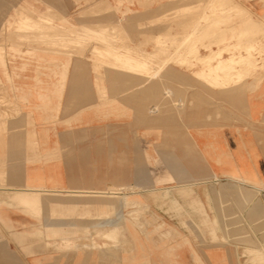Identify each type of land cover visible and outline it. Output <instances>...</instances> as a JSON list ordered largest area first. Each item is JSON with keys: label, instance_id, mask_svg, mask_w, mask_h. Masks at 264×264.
Here are the masks:
<instances>
[{"label": "rangeland", "instance_id": "obj_1", "mask_svg": "<svg viewBox=\"0 0 264 264\" xmlns=\"http://www.w3.org/2000/svg\"><path fill=\"white\" fill-rule=\"evenodd\" d=\"M124 1L126 2V6L118 9V7H113L117 0H0V56L4 53L2 59H0V127L3 128L5 137L9 133L14 132L17 136L19 135L20 138H23L25 143L33 141L34 136L30 135L29 132L33 131V127L38 122V119H33L32 116H34L33 113L36 108L45 105L50 108L47 110V114L52 116L51 120H47L49 122L48 126L53 130L55 128L61 131L66 137L71 135V133L78 134L81 139H78L79 137L77 136L75 140L76 144L83 142L94 146L96 144H100L101 147L103 146L98 153V158L94 156L96 151L92 150L93 147H91V151L88 148L83 152L85 155L91 154L93 156L92 160H90L93 169L98 167L100 171L105 170L107 172L108 169L112 170L114 168L116 174L114 184L106 182L103 189H74L106 193L110 187H113L118 190L116 192L118 195L115 198L99 199L93 196H71L65 194L39 196V198H44L42 200L44 201L45 210L41 205L31 208V210L36 212L40 219L43 218L41 212L46 211L47 215L45 214V217L47 220H51L53 224L59 223L64 225L63 228L51 230V238L56 241L47 250H51L53 253L65 252V249L79 251L81 247L91 248L96 246L97 241L105 243L107 240H111L118 243L120 239H123V233L126 229L137 228L145 231L150 223L155 220H151V216L147 214L149 212L155 213L152 208L157 203L164 202H167L164 206L171 208L170 210H164L165 213L167 212V216H164L166 223L163 227L164 238L165 242L171 243L175 238L176 231L173 230L172 225L168 224L177 218L185 222L188 220L186 216L189 215H185L183 211L178 210V204L169 203L168 201L172 202L170 197H172L174 192L178 191L199 190L202 192L205 190L203 187H184L183 185L187 180V175L183 174V169L185 168H178L172 165L173 158L182 160L199 155V151L189 141L190 138L187 134L186 125L183 126L182 116L185 110L188 109L187 86L181 82L177 87L170 86L171 80L199 76L201 73L191 74V71L199 67L193 58L195 53L200 52L204 54L205 51L203 49L207 45H214L212 47L215 48L217 45L225 44L226 47L229 46L227 54L244 53L245 49L253 46L256 50L254 51V55L256 54L258 59H264V22L255 16L253 9V4H257L258 1L264 4V0H229L231 1L230 3L228 0H121L120 2L124 3ZM225 1H227V4L224 3ZM238 4L241 8L238 10L239 13L237 11L239 8ZM229 8L231 9L230 11L227 10ZM233 8H237L234 13ZM242 9L245 10L244 14L241 12L243 11ZM44 14L53 17L54 25L69 21L72 25H76V27H79V24L87 23L89 27L92 25L90 28H96L93 25H98V22L101 21H108L109 15H112L111 19H118V23L112 30L113 32L104 31L103 33L95 34L96 40L91 32H87L86 37H84L85 41L82 40V43H75L77 46L73 44L71 45L73 48L69 49L70 46H64L66 39L63 38L65 35H69L67 31H59L58 29L50 30L51 32H46L45 29H39L36 32L21 31V20L27 19L32 23L29 24L33 25L39 21L40 17H44ZM125 14L129 15L133 20L140 21L133 22L131 30L129 29L127 33L122 28L125 25L123 22ZM96 30L98 29L96 28ZM161 35L166 36L160 37ZM213 35L215 38H213ZM188 36H190L191 40L190 44H188L190 46L187 47L188 45H186V47L179 48V44L183 46L181 40ZM209 36L211 40L219 42L217 44H209L211 43ZM91 37L93 39H90ZM100 37L106 38L103 40ZM170 37L171 39H169ZM37 39L40 42L39 44ZM43 40H45V43ZM99 40L102 41L100 42ZM83 41L86 43L83 44ZM109 41L119 50H125L124 48L129 47L133 48V50L145 49L151 53V56L145 57V59L147 58L145 63H149L152 66L153 72L151 70L152 75L148 79L144 78V80H147L150 85L156 83V80H160L163 76L161 80L165 79L163 80L165 104H163L162 111L165 116L167 114H175L177 118L179 117L178 120L175 119L174 123L169 120L164 129L158 132V136H156V130L149 129L148 132L143 131L141 133L139 128H135L134 133L125 136L122 131L125 123L138 121V118L130 117L132 113L128 111L129 109H126L129 107V104L125 105L123 101L125 98H128L131 99V102H139L138 94L141 88L139 86H129V83L128 86L117 87L116 89L119 94L116 92L114 112L117 139L116 150L114 152V166L113 161L109 160V158H112L113 152L107 149L108 134L102 128L103 125L107 124V119H101L102 124L100 129L92 128L90 123L81 118L60 119L58 118L60 105L54 102L55 99L52 98L51 102L48 103L28 102V93L25 91L28 89L25 85L30 84L34 80L64 81L63 77L65 75V79L71 80L81 78L116 79L122 81L121 84L123 85L125 81H132L136 77L127 75H122V77L120 70L104 75V66L92 65L91 57L94 56L92 55L94 47L102 49V42L110 43ZM58 43H61L63 46H58ZM240 46L243 47L239 48ZM60 48H62V51L66 50L68 54L61 55L58 52L56 53V50L61 51ZM154 48H158L155 54ZM256 48L259 50L262 48L263 50L257 53L258 50ZM196 49L197 51H195ZM77 51L80 52L78 53ZM137 54L134 56L139 57L140 55L138 54L137 56ZM107 57L108 54H103L101 58L107 59ZM176 57L178 59L184 58L185 60L180 61ZM186 61L194 63L193 66H181ZM259 63L263 64H257L253 68H248V71L239 73L237 75L238 78L237 76H229L234 81L232 82L231 79V83L239 85V81L242 79L252 77L255 73L263 71L264 61L262 60L261 62L260 60ZM161 66L164 67L162 68ZM153 67L162 70L158 72ZM154 72L159 73V75L156 76L157 74L155 75ZM96 73L100 74L97 78L95 76ZM225 77L221 78L223 81L221 79L218 80L217 84L219 86H217L219 89L229 88L228 86L226 88L222 87L226 85L223 84ZM215 82L216 80L213 79V83ZM181 87L184 89V92ZM195 89H202V87L197 86ZM120 91L122 92L120 93ZM173 94L177 96L174 102H170ZM150 99H155V96L149 95ZM177 100L181 101L180 107L177 106ZM76 103L80 107L87 106L86 112L91 110V103L82 104V102H73V104ZM191 106L193 108V104ZM102 109H105L106 113L107 101L103 103ZM82 113L79 112L78 115ZM61 114L66 115L67 113L62 112ZM125 116L129 117L126 118ZM177 123L179 126H177ZM177 129L178 132L176 131V134L172 135V132H175ZM125 139L128 141L127 145L133 147L134 150H124V142L122 140ZM68 145V147L71 146V144ZM172 147L178 149L190 148L189 151L191 152L185 150L173 151ZM68 152L74 153L73 150H69ZM80 152L78 150L75 151L77 154ZM178 170H181L180 174ZM125 171H133L131 173L133 176L126 182L125 180L128 179L129 174ZM218 184L211 185V189L216 191L213 193L215 197L211 198L209 203L205 202L206 213L211 219V230L199 229L197 224L196 227L198 229H187L188 231L186 230V232L180 231L178 235L179 239L185 240L191 248L195 244L197 253L203 252L206 248L207 254L210 253L212 264H264V231H242L239 228L241 227V224H239V198L221 197V190ZM198 185L200 184H193L192 186ZM60 190L70 191V189ZM223 190L226 191L227 189ZM231 190L229 189L228 192ZM177 202L179 203L178 200ZM120 218L124 219L118 221ZM189 218L190 220L192 219L191 217ZM108 221L118 222V229L114 228L115 223L108 224ZM93 227H98L99 229L94 228L93 230ZM113 228L114 230H112ZM185 235L187 236L185 237ZM23 237V241H20L22 244L28 241V236L24 235ZM10 238V232L0 231V256L7 255V261L19 260L21 262L19 264H25L23 260L26 259L27 246H21L20 248L9 247L8 245L11 243ZM55 243L60 245V247L56 246ZM195 258H197V254ZM2 260L5 261V259ZM195 264H203V260H197Z\"/></svg>", "mask_w": 264, "mask_h": 264}, {"label": "crops", "instance_id": "obj_2", "mask_svg": "<svg viewBox=\"0 0 264 264\" xmlns=\"http://www.w3.org/2000/svg\"><path fill=\"white\" fill-rule=\"evenodd\" d=\"M120 1L117 0L113 7L119 9L126 6L125 1L124 3ZM253 9L255 16L264 22V4L258 1L257 4H253ZM124 16L125 25L122 27L127 33L129 29L131 30L133 22L140 21L133 20L126 14ZM111 18L112 15H109L108 21H101L98 24L115 27L118 19ZM255 79L261 81L256 83ZM172 80L170 86L180 85L181 82L190 89H187L188 109L182 116L183 126L186 125L189 141L199 151V155L182 160L173 158L172 165L185 168L183 174L187 175V180L184 187H203L205 190L178 191L170 197L175 202L169 201V203L178 204V209L189 215L186 216L188 220L185 222L177 218L178 220L173 219L174 221L171 220L172 222L168 224L176 231L171 243L165 242L163 236V227L166 225L164 216H167L164 210L171 209L164 206V202L157 203L152 208L155 213L147 214L155 220L145 231L137 228L126 229L123 239L118 243L111 240L105 243L97 241L96 246L81 247L79 251L65 249V252L53 253L47 250L56 241L51 238V230L63 228L64 225L53 224L51 220H47L46 211L41 212L43 218L40 219L33 210L14 204L12 197L15 191L26 186L49 190L77 188L99 190L105 188L106 182L114 184L116 180L114 168L108 169L107 172L100 171L98 167L93 169L90 164L93 156L85 155L83 151L88 148L91 151L93 147L92 150L96 151L94 156L98 158L103 146L83 142L76 144L78 134L71 133L66 137L61 131L55 128L53 130L47 125L49 123L47 120H51L52 116L47 114L50 108L45 105L34 108L32 118L38 119V122L35 123L33 131L29 132L34 136L33 141L25 143L23 138L14 132L5 137L4 130L0 127V231L10 232L9 247L27 246L26 259L23 260L25 264H195L197 260H203V264H212L210 253L207 254L206 248L203 252L197 253L195 244L191 248L185 240H180L178 235L180 231L194 230L197 224L199 229L211 230V219L206 213L205 202L209 203L210 199L215 197L213 193L216 191L211 189V185L216 183H219L221 197L239 198V224H241L239 228L242 231H264V70L255 73L252 77L242 79L239 85L236 84L228 89L212 88L191 77ZM116 81L83 78L64 79V81L34 80L25 85L28 87L25 91L28 93V102L48 103L53 98L54 102L61 103L58 116L60 119L81 118L90 123L94 129H100L101 119H107V124L102 128L108 134L107 149L113 152L109 160L113 161L114 166L117 143L114 121L117 87L128 86L129 82V86L141 88L138 94L139 102H131L128 98L123 101L125 105L129 104L128 109L132 113L130 117L138 118V121L125 123L122 130L125 136L134 133L135 128H139L141 133L148 132L149 129L156 130L158 136V132L164 129L169 120L174 123L175 119H179L175 114L165 116L161 111L164 101L163 80L162 82L156 80V83L150 85L147 80L142 79L125 81L124 85L121 81L118 80L117 83ZM197 86L202 89H195ZM149 95L152 97L156 95L155 99L149 100ZM175 96L177 95L171 96L170 102H174ZM106 101L105 113L102 105ZM73 102L91 103V110L86 112L87 106L80 107L78 103L73 104ZM180 102L178 100V107L181 106ZM80 111L83 113L78 115ZM62 112L67 114L63 115ZM176 131L178 132V129L172 132V135H175ZM122 142H124V150H134L127 145V139ZM68 144H71V148ZM189 149L172 147L173 151L191 152ZM69 150H73L74 153H69ZM76 150L81 152L77 154ZM125 172L129 174L126 182L133 176L131 175L133 171ZM178 172L180 174L181 170ZM193 184L200 185L192 186ZM229 189L232 190L228 192ZM42 196L47 195L40 197ZM42 199L44 198H40V205L45 210ZM189 217L192 219L190 220ZM110 223L115 221H108V224ZM94 228L99 229L93 227V230ZM24 235L28 236V241L22 244L20 241H23ZM196 254L197 258H195ZM7 258V255L0 256V264L21 263L19 260L9 262Z\"/></svg>", "mask_w": 264, "mask_h": 264}, {"label": "bare ground", "instance_id": "obj_3", "mask_svg": "<svg viewBox=\"0 0 264 264\" xmlns=\"http://www.w3.org/2000/svg\"><path fill=\"white\" fill-rule=\"evenodd\" d=\"M146 1V0H145ZM229 1V0H228ZM227 1H225L224 3H226ZM231 1H229V3H230ZM205 3V2H204ZM234 3V2H233ZM208 4V3H207ZM227 4V3H226ZM236 4V3H235ZM219 5V4H218ZM222 5H223V3H222ZM239 5V4H238ZM213 6V5H212ZM235 6V5H234ZM236 6H237V4H236ZM227 7H228V5H227ZM206 8V7H205ZM231 8V7H230ZM227 9L228 11H230L231 9ZM235 8V7H234ZM233 8V9H234ZM238 8V7H237ZM236 8V9H237ZM161 9V8H160ZM203 9V8H202ZM236 9H234L233 10V13L234 12H236ZM239 9H241L240 8V5H239V8L237 9V11L239 10ZM204 10V9H203ZM202 10V11H203ZM243 11H241V12H243V14H244V9H242ZM145 11V10H144ZM224 11V10H223ZM139 12V11H138ZM27 13V12H26ZM238 13H239V11H238ZM241 14V13H240ZM239 14V15H240ZM247 14V13H246ZM245 14V15H246ZM45 15H47V16H45ZM238 15V16H239ZM195 16V15H194ZM205 16V15H204ZM241 16H243L242 14H241ZM185 17V16H184ZM216 17V16H215ZM240 17V16H239ZM191 18V17H190ZM195 18V17H194ZM200 18H201V16H200ZM241 18H243V17H241ZM190 20V19H189ZM192 20V19H191ZM54 21H55V19H54ZM201 21V20H200ZM30 22L27 20V19H23V20H21L20 21V24H22V26H21V31L22 32H25V31H37V30H39V29H45L46 30V32L47 31H50V30H53V29H58L59 31L61 30V31H64V32H66L67 31V33L69 34L68 36L67 35H65V37H63V38H65L66 40V43H64L65 45V47H71V45H73V44H75V43H82V40H84L85 41V39H84V37H86V34H87V32H91L92 34V36L95 38L96 37V35L95 34H97V33H100V32H104V31H108L109 33L110 32H113L112 30L114 29V27H110V26H108L107 24H101V25H93V26H96V28L98 29V30H96V28L94 27H92V28H90L88 25L89 24H87V23H82V24H79V27H76V25H72L69 21H65V22H63V23H60L59 25H54L53 24V17H51V16H49L48 14H44V17H40V19H39V21L37 22V23H34L33 25H30V24H32V23H30ZM183 23H184V21H183ZM185 24V23H184ZM183 24V25H184ZM104 25H106V26H104ZM99 27V28H98ZM108 27H109V29H108ZM186 27V26H185ZM204 27V26H203ZM101 28V29H100ZM119 28V27H118ZM123 28V27H122ZM110 30V31H109ZM221 31V30H220ZM13 32V31H12ZM45 32V31H44ZM51 32V31H50ZM120 32V31H119ZM167 32V31H166ZM219 32V31H218ZM223 32H224V30H223ZM254 32V31H253ZM252 32V33H253ZM38 33V32H37ZM61 33V32H60ZM206 33V32H205ZM213 33V32H212ZM225 33V32H224ZM43 34V33H42ZM59 34V33H58ZM124 34V33H123ZM243 34V33H242ZM247 34V33H246ZM1 35V34H0ZM21 35H23V34H21ZM61 35V34H60ZM218 35H219V33H218ZM221 35V34H220ZM263 35H264V33H263ZM27 36V35H26ZM39 36V35H38ZM44 36V35H43ZM62 36V35H61ZM166 36V35H165ZM165 36H163V35H161L160 37H165ZM168 36V35H167ZM258 36V35H257ZM261 36H262V34H261ZM9 37V36H8ZM28 37H29V35H28ZM46 37V36H45ZM93 37H91L90 39H93ZM98 37H99V35H98ZM112 37H114V36H112ZM210 37V36H209ZM208 37V38H209ZM211 37H212V35H211ZM211 37L209 38L210 39V41H211V43H209V44H217L218 42H215V41H213V39L211 40ZM6 38V37H5ZM38 38V37H37ZM41 38V37H40ZM57 38H58V36H57ZM63 38H60V39H63ZM101 38H103V37H100V39ZM106 38V37H105ZM105 38H103V40L105 39ZM143 38V37H142ZM153 38V37H152ZM213 38H215L214 37V35H213ZM55 39V38H54ZM97 38H95V40H96ZM159 39V38H158ZM164 39V38H163ZM167 39V38H166ZM165 39V40H166ZM169 39H171V37L169 38ZM216 39H217V36H216ZM249 39V38H248ZM3 40V39H2ZM59 40V39H58ZM58 40H57V42H58ZM64 40V39H63ZM144 40V39H143ZM142 40V41H143ZM155 40V39H154ZM181 40V39H180ZM251 40V39H250ZM32 41H34V40H32ZM39 40L37 39V42H38ZM45 40H43V42H44ZM84 41H83V44H85L84 43ZM100 42L102 41V40H99ZM128 41H129V39H128ZM160 41V40H159ZM190 36H188V37H185V38H183L182 40H181V42H182V45L183 46H180V44H179V48L180 47H186V45H188V44H190ZM16 42V41H15ZM31 42V41H30ZM88 42H90V41H88ZM88 42H87V45H88ZM110 43H108V42H102V49L100 48V47H94V51H92V55H94V56H92L91 57V59H92V65L93 66H104V75H108V74H110V73H112V72H116V71H121V76L122 75H127V76H130V77H136L137 79H139V77H141V79H142V77H143V80H144V78L145 79H148V77H150L152 74H151V70H152V66L149 64V63H145V60L147 59H145V57H148V56H151V53H149V51H146L145 49H138V50H133V48L131 49V48H129V47H126V48H124L125 50H119L117 47H114L112 44H111V41H109ZM144 42V41H143ZM143 42H141V43H143ZM207 42V41H206ZM252 42H253V40H252ZM255 42V41H254ZM29 43V42H28ZM40 42H38V44H39ZM41 43H42V41H41ZM45 43V42H44ZM129 43H130V41H129ZM170 43V42H169ZM174 43V42H173ZM239 43V42H238ZM20 44V43H19ZM34 44V43H33ZM46 44H48V43H46ZM59 45L58 46H63V45H61V43H58ZM133 44V43H132ZM135 44V43H134ZM162 44V43H161ZM164 44V43H163ZM76 45V44H75ZM82 45V44H81ZM80 45V46H81ZM241 45V44H240ZM243 45V44H242ZM249 45V44H248ZM247 45V46H248ZM49 46V45H48ZM77 46V45H76ZM80 46H78V47H80ZM83 46V45H82ZM86 46V45H85ZM190 45H188L187 47H189ZM212 46H214V45H212ZM211 45H207V46H205L204 47V51H205V53L204 54H201L200 52H198L197 54L195 53V56H194V62L196 63V64H198L199 65V67H198V69H194L193 71H191V74L192 73H201V74H199V76H195V79H197L198 81H200L201 83H203V84H206V85H208V86H211L212 88H218V80L219 79H221L223 76H226L225 78H224V82H223V84H226V85H224V86H222V87H225L226 88V86H228L229 88L231 87V86H235L236 84H232L231 83V79L232 78H230V77H232V76H237L239 73H242V72H244V71H246L248 68H253L255 65H261V64H263V63H259L260 62V60H261V62H262V60L264 61V59L262 58V59H258L257 57H256V54L254 55V51H256L255 49H254V47L253 46H250V47H248L247 49H245L244 50V53H240V52H238V53H230V54H227L226 52H227V49H228V47L229 46H225V44L224 45H217V47H215V48H213ZM69 47V49H72L73 47H71L70 48ZM77 47V48H78ZM84 47V46H83ZM195 47V46H194ZM202 47V46H201ZM243 47V46H242ZM241 46L239 47V48H242ZM63 48V47H62ZM62 48H60L61 49V51L59 52V50L57 51L56 50V53L58 52L59 54H64L65 55V53H66V50H64V51H62ZM82 48V47H81ZM176 48V47H175ZM234 48V47H233ZM238 48V49H239ZM259 48V47H258ZM258 48H256L258 51H257V53L259 52V51H261L262 52V50L264 49H262L261 48V50H259ZM43 49V48H42ZM86 49V48H85ZM157 49L158 48H154L153 50H154V54L155 53H157ZM181 49H183V48H181ZM189 49H191V48H189ZM237 49V50H238ZM47 50V49H46ZM77 50H79V49H77ZM235 50V49H234ZM236 50V51H237ZM2 51H3V49H2ZM69 52H70V50H68ZM74 53H75V51H76V49H75V51L74 50H72ZM81 51V50H80ZM79 51V52H80ZM180 51V50H179ZM195 51H197V49L195 50ZM1 52V51H0ZM4 52V51H3ZM78 52V51H77ZM78 52V53H79ZM83 52V51H82ZM174 52H175V50H174ZM260 52V53H261ZM136 53H138L140 56L139 57H135L136 55ZM189 54H190V52H188ZM256 53V52H255ZM264 53V52H263ZM4 54V53H3ZM3 54L0 56V59H2V57H3ZM66 54H68V52L66 53ZM72 54V53H71ZM103 54H108V57H107V59H103V58H101V57H103ZM138 54H137V56H138ZM153 54V55H154ZM76 55H78V54H76ZM85 55V54H84ZM83 55V56H84ZM135 55V56H134ZM258 55V54H257ZM262 55V54H261ZM82 56V57H83ZM105 56V55H104ZM177 56V55H176ZM78 57V56H77ZM82 57H80V58H82ZM79 58V57H78ZM177 58V57H176ZM84 59V58H83ZM88 59V58H87ZM172 59H174V58H172ZM180 59V61L182 60L183 61V59H181V58H179ZM178 58H177V60H179ZM191 59V58H190ZM176 60V59H175ZM185 60V59H184ZM152 61H153V59H152ZM174 61V60H173ZM193 61V60H192ZM191 61V62H192ZM186 63H189V62H185V63H182L181 64V66L182 65H191V66H193V64L192 63H189V64H186ZM2 64V63H1ZM152 64V63H151ZM153 65V64H152ZM129 66V67H128ZM166 66V65H165ZM154 67H156V66H154ZM153 67V68H154ZM158 67V66H157ZM162 68L164 67V66H161ZM103 69V68H102ZM155 69V68H154ZM157 69V68H156ZM155 69V70H156ZM261 69V68H260ZM154 70V71H155ZM158 70V69H157ZM160 70H162V69H160ZM160 70H158V72L160 71ZM175 70V69H174ZM248 71V70H247ZM67 72V71H66ZM152 72H153V70H152ZM122 73H124V74H122ZM155 73V72H154ZM153 73V74H154ZM140 74H142V75H140ZM157 74V75H156ZM245 74V73H244ZM247 74V73H246ZM99 75L100 74H97L96 73V78L97 77H99ZM155 75L156 76H158L159 75V73H155ZM154 75V76H155ZM243 75V74H242ZM116 76V75H115ZM155 76V77H156ZM162 76V75H161ZM230 76V77H229ZM65 77H66V75L63 77V79H65ZM109 77V76H108ZM123 77V76H122ZM163 77V76H162ZM162 77L160 78V81H161V79H162ZM234 77V78H235ZM135 78V79H136ZM237 78H238V76H237ZM240 78V77H239ZM158 79V78H157ZM170 79V78H169ZM213 79H215L216 80V82L215 83H213ZM254 79V78H253ZM159 80V79H158ZM163 80H165V79H163ZM167 80V79H166ZM191 80V79H190ZM222 80V79H221ZM236 81H237V79H235ZM116 80L114 79V82H115ZM118 81V80H117ZM117 81H116V83H117ZM120 81V80H119ZM118 81V82H119ZM173 81V80H172ZM223 81V80H222ZM239 81V80H238ZM254 81H257L256 79L254 80ZM258 81H261V79L260 80H258ZM258 81L256 82V83H258ZM112 82V81H111ZM122 82V81H121ZM162 82V81H161ZM232 82H234L233 81V79H232ZM129 83V82H128ZM175 83V82H174ZM253 83H255V82H253ZM63 84H65V82L63 83ZM126 84V83H125ZM113 85V84H112ZM116 85V84H115ZM118 85V84H117ZM175 85V84H174ZM218 85V86H217ZM62 86V85H61ZM178 86V84L176 85V87ZM257 86V85H256ZM65 87V86H64ZM72 87V86H71ZM116 87V86H115ZM114 87V88H115ZM175 87V88H176ZM119 88V87H118ZM156 88V87H155ZM182 88V87H181ZM111 89V88H110ZM161 89V88H160ZM183 89V88H182ZM187 89H189V88H187ZM186 89V90H187ZM242 89V88H241ZM245 89V88H244ZM64 90V89H63ZM190 90V89H189ZM188 90V91H189ZM111 91H113V89L111 90ZM110 91V94L112 93ZM183 92H184V89L182 90ZM219 91V90H218ZM233 91V90H232ZM244 91V90H243ZM246 91V90H245ZM109 92V91H108ZM118 92V91H117ZM122 91H120V93H121ZM187 92V91H186ZM190 92V91H189ZM220 92V91H219ZM222 92V91H221ZM114 93V92H113ZM240 93H241V91H240ZM63 94H64V92H63ZM116 94V93H115ZM118 94H119V92H118ZM153 94V93H152ZM158 94V93H157ZM183 94V93H182ZM239 94V93H238ZM147 95V94H146ZM159 95V94H158ZM166 95V94H165ZM1 96V95H0ZM69 96V95H68ZM107 96L109 97V95L107 94ZM112 96V95H111ZM113 96H115V95H113ZM112 96V97H113ZM156 96V95H155ZM182 96V95H181ZM111 97V98H112ZM147 97V96H146ZM157 97H159V96H157ZM176 97V96H175ZM178 97H180V96H178ZM184 97V96H183ZM119 98V97H118ZM230 98V97H229ZM146 100H147V98H145ZM149 99V98H148ZM171 100V99H170ZM181 100V99H180ZM180 100H179V102H180ZM178 101V100H177ZM2 102V101H1ZM238 103V102H237ZM236 103V104H237ZM61 104V103H60ZM59 104V105H60ZM114 104V103H113ZM118 104V103H117ZM163 104H165V102L163 101ZM178 104V103H177ZM116 105V104H115ZM121 105V104H120ZM140 105V104H139ZM63 106V105H62ZM98 106V105H97ZM103 106V105H102ZM140 107V106H139ZM153 107V106H152ZM62 109V108H61ZM76 109V108H75ZM74 109V110H75ZM126 109H128V108H126ZM150 109V108H149ZM153 110H155V108H152ZM159 109V108H158ZM129 111V110H128ZM162 111V110H161ZM9 112V111H8ZM60 112V111H59ZM81 112V111H80ZM159 112H160V110H159ZM1 114V113H0ZM5 114V113H4ZM158 114V113H157ZM72 117V116H71ZM70 121V120H69ZM74 121V120H73ZM72 123V122H71ZM102 130V129H101ZM100 130V131H101ZM85 131V130H84ZM96 132V131H95ZM102 132V131H101ZM71 133V132H70ZM68 134V133H67ZM170 134V133H169ZM86 139V138H85ZM85 142V141H84ZM85 145V144H84ZM71 147V146H70ZM71 151V150H70ZM127 189V188H126ZM118 190H116V189H114L113 187H110L109 188V190L106 192V193H98V192H93V191H83V190H70V191H63V190H49V189H45V188H43V187H37V188H33V187H30V186H26L24 189H20V190H17V191H15V194H14V196L12 197V201H13V203L14 204H16V205H20V206H22V207H25V208H27V209H31V208H36L38 205H40V198H39V196H41V195H62V194H65V195H82V196H93V197H96V198H99V199H101V198H115L118 194L116 193ZM125 192V191H124ZM172 201V203L173 202H175V200H171ZM169 202V201H168ZM195 202V201H194ZM165 203H167V202H165ZM138 204V203H137ZM160 205V204H159ZM163 205H165V204H163ZM193 205V204H192ZM162 206V205H161ZM160 207V206H159ZM197 207V206H196ZM179 210V209H178ZM152 217V216H151ZM124 218H120V219H118V221L119 220H123ZM153 219V218H152ZM141 220V219H140ZM154 220V219H153ZM178 220V219H177ZM143 222V221H142ZM140 223V222H139ZM142 224V223H141ZM146 224V223H145ZM165 224V223H164ZM118 222L117 223H115V225H114V228L116 227L117 229H118ZM143 226H145V225H143ZM147 226V225H146ZM124 227V226H123ZM114 228L112 229V230H114ZM196 228V227H195ZM194 228V229H195ZM111 230V231H112ZM112 234V233H111ZM103 235V234H102ZM106 235V234H105ZM109 236H110V234H109ZM164 236V235H163ZM111 237V236H110ZM113 238V237H112ZM93 250V249H92Z\"/></svg>", "mask_w": 264, "mask_h": 264}]
</instances>
